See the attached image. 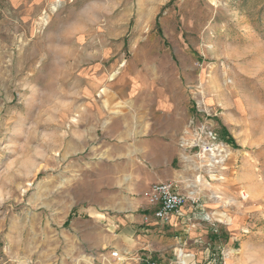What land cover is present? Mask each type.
Here are the masks:
<instances>
[{
    "label": "rangeland",
    "instance_id": "1",
    "mask_svg": "<svg viewBox=\"0 0 264 264\" xmlns=\"http://www.w3.org/2000/svg\"><path fill=\"white\" fill-rule=\"evenodd\" d=\"M151 63L232 140L214 171L182 163L207 234L177 264H264V0H0V264L100 263L77 236L102 157L87 98Z\"/></svg>",
    "mask_w": 264,
    "mask_h": 264
},
{
    "label": "crops",
    "instance_id": "2",
    "mask_svg": "<svg viewBox=\"0 0 264 264\" xmlns=\"http://www.w3.org/2000/svg\"><path fill=\"white\" fill-rule=\"evenodd\" d=\"M95 76L94 85L102 86L92 88L87 110L102 142V157L93 164L96 202L87 203L85 210L92 229L77 234L85 240L82 250L106 254V249H113L124 257L120 264H139V257L177 264L179 251L196 256L200 250L191 247L207 234L203 217L207 204H187L181 216L173 215L167 224H160L142 198L151 184L178 185L189 179L182 173L186 153L179 147L193 113L187 79L152 63L133 72ZM227 123L221 126L229 130ZM180 190L187 198H196L194 193H184L185 187ZM227 227L231 232L235 226ZM208 240L218 238L211 235Z\"/></svg>",
    "mask_w": 264,
    "mask_h": 264
},
{
    "label": "built area",
    "instance_id": "3",
    "mask_svg": "<svg viewBox=\"0 0 264 264\" xmlns=\"http://www.w3.org/2000/svg\"><path fill=\"white\" fill-rule=\"evenodd\" d=\"M203 103L193 105V113L188 125L183 132L179 147L186 153L185 161L195 159L199 167L195 171L207 168L208 172L214 171L226 160V143L217 134L210 119L212 115L206 110ZM192 194L193 192H189ZM142 198L151 212V217L160 224H167L170 217L181 216L182 210L189 204L192 207L199 205L198 198H187L174 182L151 184L142 193ZM145 216L143 222L147 224L149 217ZM100 264H120L124 257L116 251L100 254ZM139 264H160L150 258H137Z\"/></svg>",
    "mask_w": 264,
    "mask_h": 264
},
{
    "label": "trees",
    "instance_id": "4",
    "mask_svg": "<svg viewBox=\"0 0 264 264\" xmlns=\"http://www.w3.org/2000/svg\"><path fill=\"white\" fill-rule=\"evenodd\" d=\"M220 138L222 140H224L227 144L232 146V140L230 138H228L227 136H225L224 134H219Z\"/></svg>",
    "mask_w": 264,
    "mask_h": 264
}]
</instances>
